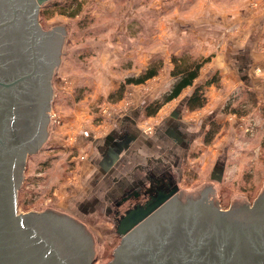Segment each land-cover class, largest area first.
<instances>
[{
    "label": "rangeland",
    "instance_id": "obj_1",
    "mask_svg": "<svg viewBox=\"0 0 264 264\" xmlns=\"http://www.w3.org/2000/svg\"><path fill=\"white\" fill-rule=\"evenodd\" d=\"M39 21L45 31L61 29L62 43L51 78L47 139L26 159L18 212L74 219L92 240L91 264L113 260L121 240L117 221L135 201L107 187L108 176H100L93 159L104 136L132 112L143 136H158L174 109L181 130L193 134L187 150H174L185 157L171 176L145 179L144 190L167 180L195 199L207 186L221 210L250 205L261 194L264 0H47ZM195 64L201 67L192 85L165 102L175 67ZM149 66L159 67L155 77L125 84ZM195 93L202 104L191 108L187 101Z\"/></svg>",
    "mask_w": 264,
    "mask_h": 264
},
{
    "label": "water",
    "instance_id": "obj_2",
    "mask_svg": "<svg viewBox=\"0 0 264 264\" xmlns=\"http://www.w3.org/2000/svg\"><path fill=\"white\" fill-rule=\"evenodd\" d=\"M46 1L0 0V31L5 29L15 41L22 38L16 23L31 2L29 25L35 26V34L29 43L33 53L38 48L51 57L42 85V131L53 99L51 76L60 60L62 35L58 31L63 33L61 29L41 31L37 16ZM4 66L7 63L0 69ZM33 76L34 70L14 79L0 75V264H91L80 250L70 259L74 258L71 250L81 246L70 237L66 219L17 210L26 156L41 145L33 144L35 125L26 131L28 138L18 134L16 126V104L22 101L23 87ZM145 191L148 201L143 206L135 204L118 219L116 233L121 240L108 264H264V206L221 210L207 186L196 191L195 199L179 195L183 203L177 202L176 185H152ZM199 194L203 198L198 199ZM258 199L264 200V188ZM43 224L46 229L41 228Z\"/></svg>",
    "mask_w": 264,
    "mask_h": 264
},
{
    "label": "crops",
    "instance_id": "obj_3",
    "mask_svg": "<svg viewBox=\"0 0 264 264\" xmlns=\"http://www.w3.org/2000/svg\"><path fill=\"white\" fill-rule=\"evenodd\" d=\"M239 80L243 81L245 86H252L245 76H241ZM170 116L172 121L164 120L155 138L141 135L137 128L135 112L119 119L113 130L104 136L100 145L96 146L98 155L93 159L100 176H108L107 187L121 188L124 192L122 196L133 197L134 193L139 194L144 190L145 182L143 181L145 179L150 183L155 178L171 176L172 166L177 167L176 161L185 157L176 154L174 150L178 151L179 147L187 150V144H191L193 134L188 133L187 130H181L182 125L178 122L180 117L178 109L172 110ZM124 172L128 173L124 174ZM98 182L99 177H96L95 183ZM132 183H139L137 190L127 189ZM102 188L101 185H96L94 189L100 193ZM102 197V195L95 197L94 202L97 201L98 204ZM95 205L93 204L92 208L96 207Z\"/></svg>",
    "mask_w": 264,
    "mask_h": 264
},
{
    "label": "flooded vegetation",
    "instance_id": "obj_4",
    "mask_svg": "<svg viewBox=\"0 0 264 264\" xmlns=\"http://www.w3.org/2000/svg\"><path fill=\"white\" fill-rule=\"evenodd\" d=\"M40 8L38 11L37 23L40 26L42 32H49L51 30L45 31L41 28V23L39 21ZM32 9L33 6L31 2H29L26 5L24 11L22 10V15L16 23L15 28L22 36L20 40L15 41L13 39H10L9 36L6 34L5 29L0 31V65H3V63H7V66H4L3 69H0V75L7 77L8 79H14L18 76L25 75L26 73L34 70V76L28 79V81L25 83V86L23 87L24 94L22 95V101L16 104V116L18 118L16 120V126L18 128V134L23 135V138H28L26 131L28 132L29 128H32L35 125V133L33 134V144H35L36 142H40L41 145L39 147V150H41V146L43 142L47 139L48 134L47 126L42 131V128L40 126L42 120L39 121V119L41 118V114L43 113L42 85L44 79H46V72L48 65L51 62V57H46V52H44L42 55L39 52L38 48H35V53H33L32 51L31 44L29 43V41H33L32 34H35L33 32L35 31V26L29 25V14L31 13ZM43 48L45 49L44 44L42 45V50ZM31 103L32 105H30ZM31 107L32 110L29 109ZM29 146H32V144ZM34 154H28L26 156V159L28 156ZM160 185H164V187L167 188L172 186L171 182L167 180L160 182L159 186ZM145 193V190H142L139 194L134 193L133 200L135 201V203L131 207L127 208L125 211L132 208L135 204L143 206L148 201V195ZM179 195L180 194L177 195V202L179 201L183 203V201L179 198ZM201 198H203V194H199L198 199ZM188 199L184 200V202H186ZM253 204L255 208L264 206V200L262 201V199H255L250 205H241L235 207L234 209H236L237 211H243V209H246L247 206L251 207L253 206ZM167 209H169V207ZM44 215L49 218L56 217V219H66L65 223H69L68 228L70 237L77 241L79 240L81 246V248L77 246L76 248L71 250L74 255V258L70 259L74 260L76 258L75 252L77 251L79 253L80 250L82 256L89 260L90 263H92L94 259L92 240L87 234V232L84 230V227L78 222H76L74 219L69 218L67 216L55 215L48 212H44ZM41 228L46 229L44 224L41 226Z\"/></svg>",
    "mask_w": 264,
    "mask_h": 264
},
{
    "label": "trees",
    "instance_id": "obj_5",
    "mask_svg": "<svg viewBox=\"0 0 264 264\" xmlns=\"http://www.w3.org/2000/svg\"><path fill=\"white\" fill-rule=\"evenodd\" d=\"M201 67V64H195L192 68L185 66V65H177L175 67V73L173 72V75L176 77V81L168 94L167 97L164 98L165 102H169L172 99L177 98L181 92L192 85L194 79L197 77L198 71ZM159 67L149 66L143 74L138 76L137 78L133 79H126L125 84H142L146 80L151 79L155 77L158 73ZM209 83H213V80ZM122 87V86H121ZM202 104L201 96L197 93L193 94L187 101V105L191 108L193 107H199ZM151 108L148 109V113H151Z\"/></svg>",
    "mask_w": 264,
    "mask_h": 264
}]
</instances>
